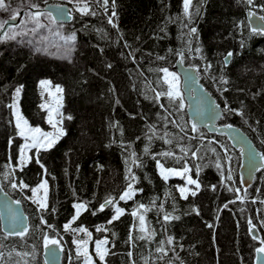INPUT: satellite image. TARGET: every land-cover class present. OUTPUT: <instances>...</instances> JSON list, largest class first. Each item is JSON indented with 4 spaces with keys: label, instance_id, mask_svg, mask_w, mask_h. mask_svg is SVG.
I'll return each mask as SVG.
<instances>
[{
    "label": "trees",
    "instance_id": "trees-1",
    "mask_svg": "<svg viewBox=\"0 0 264 264\" xmlns=\"http://www.w3.org/2000/svg\"><path fill=\"white\" fill-rule=\"evenodd\" d=\"M85 2L86 14L77 10ZM67 4L73 18L61 30L76 45L72 65L0 39V186L29 219L24 237L4 234L0 224V264H44L45 234L61 243L64 264H86L73 242L79 228L106 238L105 264H253L264 239V169L243 189L239 151L223 135L193 132L185 102L179 109L178 101L156 94L167 91L160 69L172 72L177 60L197 67L223 111L221 122L239 126L264 154V34L253 33L246 18L248 11L264 16V0H191L187 13L184 0ZM41 78L63 89L65 131L17 166L21 137L11 102L21 85V111L43 121ZM157 163L187 168L196 195L182 196L180 179L161 177ZM40 180L45 209L28 199ZM21 181L28 187L11 186ZM129 184L132 195L120 200ZM80 203L86 210L73 220ZM117 208L122 214L113 219Z\"/></svg>",
    "mask_w": 264,
    "mask_h": 264
},
{
    "label": "rangeland",
    "instance_id": "rangeland-1",
    "mask_svg": "<svg viewBox=\"0 0 264 264\" xmlns=\"http://www.w3.org/2000/svg\"><path fill=\"white\" fill-rule=\"evenodd\" d=\"M84 1H93V0H50L49 2L50 3H66V4L70 3L74 5L80 2H84ZM5 4H6L5 8H0V22H3L7 17H9L12 14H15L19 10L25 11V15L20 23L21 26L19 25L20 28L17 29L18 26L14 28H9L5 33L9 41L13 40L11 41L13 45L17 46L18 43L27 45L39 57H52V56L56 57L59 64L62 66L73 64V51L76 45L72 42V40H69L68 37L66 38L64 36L61 30L64 24H58L55 22L56 25L54 26L52 24V20H50L46 16H42L40 19L44 27H41V28L36 27L35 22L31 18L32 13L29 12V9H28L32 4H34V0H5ZM108 21H109V18H108ZM172 72L174 71L172 70ZM41 81H47L48 83L46 85H42ZM57 87H59L62 91H57ZM18 88L21 89V85ZM39 88L41 92V101H42L41 107L43 111L45 112L43 121L32 122L30 119H28L23 114V112L21 111L20 100H19L20 92H19V95H17L15 91L13 100L11 102V114L13 117L15 127H16L17 119L19 117L21 118V123H23V121H27L28 127L39 128L41 129V132L43 133H51L53 138L56 136H59L60 138L62 135H60V133L58 132V129H62L63 133L65 131L64 120L62 117L63 89L59 83L52 82L48 78L40 79ZM50 118L52 120V123H49ZM53 125H55V127ZM16 130H17V133H19V129L17 127H16ZM57 141L58 140H56V142ZM31 143L32 141H31L30 136L27 138L21 137V144L18 150V157L21 154H23L24 161L22 164H20V166L28 162L29 157H31L32 155V150L34 152L37 151L36 148H33V147H27V148L24 147L25 144L31 145ZM17 164H19V161ZM161 165H162L161 163H157V171L159 175L165 179V176L161 174V171H162ZM163 169L165 170V175H167V179L171 177L180 179L178 189L182 196H186L188 193L197 190V186L195 184L188 183L189 178H191L192 180H195V179H193L189 175L187 168H174V167L163 166ZM168 169H172L176 172H179L181 173V175L168 174L166 171ZM44 182H45L44 180H40V182L33 187L37 189V191L35 194H33L32 192L31 196L28 197L30 201H34L36 203L37 201H39L40 203L46 202L47 186L40 187V185ZM181 188H185L188 191L182 194L180 191ZM77 241H85L86 244L79 245L78 243H76ZM103 241H106V238L92 239L91 233L88 231L86 232L76 231L75 237L73 238V242L75 243V246L77 249L76 251H78L79 249V253L81 255H84L86 264H88L89 261H90V264H105L107 245L106 243H101ZM98 243L100 244L99 251L101 254L104 255V260H100L99 255L97 254V244ZM85 251L87 255L84 254Z\"/></svg>",
    "mask_w": 264,
    "mask_h": 264
},
{
    "label": "water",
    "instance_id": "water-1",
    "mask_svg": "<svg viewBox=\"0 0 264 264\" xmlns=\"http://www.w3.org/2000/svg\"><path fill=\"white\" fill-rule=\"evenodd\" d=\"M58 8L64 10V15L58 17L56 23L64 25L69 24L73 18V11L66 3L49 2L45 3L43 6H39L38 10L45 14H47V12H52L53 15L56 16V10ZM28 9L31 13L37 11V9L32 8L31 6ZM24 15L25 11L19 10L15 14L7 17L4 21H8V23L0 29V38L5 35L9 28L19 26ZM12 16H16V19H11ZM260 16L262 15L254 11H248L246 13L247 22L251 29L253 27H264V24H261L258 19ZM172 70L180 77V90L183 93L184 102L186 104V113L191 125L195 123L197 128L204 129L208 134L225 136L230 145L239 151V183L243 189L248 188L253 183L256 174L264 169V160L261 159V156L264 154L254 145L251 138L239 126L221 122L223 111L213 95L200 82L197 67L185 65L182 60H177L174 62ZM225 125H232V127L227 128ZM16 200L17 199L13 198L0 186V224L2 232L8 236H16L9 235V232L14 230L10 226L9 220L11 211H15L17 214L24 217L25 223L29 229L28 216L23 210L22 203L19 205L14 203ZM104 205L106 206L107 204L104 203ZM15 230L18 231L19 229ZM253 234L259 237L257 240H260V236L256 230H252V235ZM50 247H55L58 255L53 260L49 255L48 249L43 246L42 259L44 264H46V262L47 264H64L63 247L61 243ZM253 264H264V254H259L255 251Z\"/></svg>",
    "mask_w": 264,
    "mask_h": 264
},
{
    "label": "snow or ice",
    "instance_id": "snow-or-ice-1",
    "mask_svg": "<svg viewBox=\"0 0 264 264\" xmlns=\"http://www.w3.org/2000/svg\"><path fill=\"white\" fill-rule=\"evenodd\" d=\"M103 2L105 4H107L108 0H103ZM113 2H114V0H113ZM190 3H191V0H184V9H185L186 13L188 12V8H189ZM247 3L252 4L253 0H247ZM5 7H6L5 0H0V8H5ZM31 7L37 9V11L32 13V16H31L32 20L36 24V27H38V28L44 27V25L41 23L40 18L45 14L38 10L39 5L32 4ZM77 10L80 11L81 13H84V14H86L90 11L86 2L82 6H78ZM56 11H57L56 16H54L52 12H47V17L50 20H52L53 23H55L57 21L58 17H62L64 15V10L62 8H58ZM112 16H115V12L112 13ZM11 19L15 20L16 16H12ZM258 19L261 22V24H264V16H260ZM6 23H8V21L0 22V29H2ZM109 23H112L111 17L109 18ZM190 31H191V33H195L196 29L191 28ZM252 32L258 33V34H264V27H253ZM196 51L199 52V49H196ZM180 55L182 56L183 54L181 53ZM232 55L233 54L231 52L227 53V55L225 56V65H227V63H228L229 59L232 57ZM161 59H163V58L161 57ZM208 67H211V65H208ZM160 71H162L164 73V76L162 79H163V83L165 85H167V91L164 93H157L156 98L159 99V97L161 95H165L169 100H172L174 102L178 101L179 109H183L184 108V97H183V93L180 90V77L175 72H170L168 68H162V69H160ZM224 82L226 83L227 81L225 80ZM47 83H48L47 81H41L42 85H46ZM57 91H62V90L59 87H57ZM19 92H20V89L18 88L16 90L17 95H19ZM161 107H163V105H161ZM232 111H235V110H232ZM240 114L242 115L243 113H240ZM69 119H71V117H69ZM49 123H52L51 118L49 120ZM53 126L55 127V125H53ZM16 127L19 129L18 134L21 137L27 138L30 136V138H31V141H32L31 145L25 144L24 147L25 148H27V147L36 148L37 152H39L41 149L47 150V149L53 147L56 140L59 139V136H56L53 138L51 133H43V132H41V129H39V128L28 127L27 121H23V123H21V118H19V117L17 119ZM225 127L231 128L232 125H225ZM191 129L193 132L197 131V125L195 123H193L191 125ZM58 132L60 133V135L64 134L62 129H58ZM37 134H39V135H37ZM22 152H23V150H22ZM169 155H170V153H169ZM193 155H195V153H193ZM29 159H31V158L29 157ZM261 159L264 160V155L261 156ZM18 161H19V164L17 166H20V164H22L24 161L23 154H21L18 157ZM37 163H39L38 159H37ZM217 166L219 167V165H217ZM41 167H43V165H41ZM161 169H162L161 174L165 176V179H167V175H165V170L163 169L162 165H161ZM166 171L168 174H171V175H181V173L176 172L172 169H168ZM231 179H232L231 173L229 172V175L227 176V180L230 181ZM188 183L189 184H195L197 186V188L199 187V185L197 184V181L192 180L191 178H189ZM11 186L13 188H17V187L27 188L28 187V185L23 184L22 181L19 184H17L16 182H13ZM45 186H46V181L40 185V187H45ZM229 190L235 191L237 193H239L241 191L239 188H235V189L230 188ZM31 191L33 192V194H35L37 189L33 188V189H31ZM180 191L183 194L188 190L185 188H181ZM131 195H132V185L129 184L128 190H126L122 195H120L119 199L125 200V199L130 198ZM191 195H193V196L196 195V192L192 191ZM185 198H187V197L185 196ZM237 198L242 199V197H239V196ZM111 202L112 201L109 200V201H106L105 204H109ZM14 203L19 205L21 203V201L16 200V201H14ZM37 203H39V207L41 209H45L47 207V205L45 203H40L39 201H37ZM74 207L76 208V216L73 217V220H75L79 216L80 211L82 209L86 210V206L83 203L76 204ZM104 207H105V205L102 204L100 206L101 210H103ZM140 207H143V205H141ZM225 207H227V205H225ZM122 211H123L122 209L117 208L116 209V215L113 217V219H117L122 214ZM168 218L169 217L165 216L166 220ZM9 220H10V226L14 229L13 231L9 232V235H16V236L24 237L28 233L29 229L25 223L24 217L17 214L15 211H11V215H10ZM41 220L43 223H47L46 221H43V217H41ZM140 222H141V224H143V222H144V218L142 216L140 217ZM248 223L250 225V231H252L255 228V225H252L251 220H249ZM49 227L51 228V225H49ZM64 227L67 230L69 228V225L66 224ZM15 229H19V230L17 231ZM73 231L86 232L87 230L83 229V228H79V229H74ZM141 238H143V237H141ZM253 238L258 239L259 237L256 236L255 234H253ZM59 243H60L59 240H57L55 238H51L47 234H45L43 236V245L45 248L48 249L49 255L52 257L53 260L57 257L58 252H57V249L55 247H50V246L59 245ZM76 243H78L79 245H85L86 244L85 241H77ZM101 243H107V241H103ZM168 243H172L171 237H169ZM260 245L261 246L257 247L255 249V251L259 254H264V239L260 240ZM99 248H100V244L98 243L97 244V254L99 255L100 260H104V255L100 253ZM158 251L163 252L164 250L161 248V249H158ZM78 252H79V249H78ZM84 254L87 255L86 251ZM46 264H47V262H46ZM88 264H90V261L88 262Z\"/></svg>",
    "mask_w": 264,
    "mask_h": 264
}]
</instances>
